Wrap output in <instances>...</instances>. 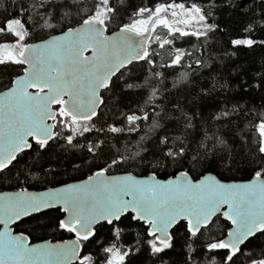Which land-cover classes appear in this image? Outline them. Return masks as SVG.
Returning <instances> with one entry per match:
<instances>
[{"label":"snow or ice","instance_id":"obj_1","mask_svg":"<svg viewBox=\"0 0 264 264\" xmlns=\"http://www.w3.org/2000/svg\"><path fill=\"white\" fill-rule=\"evenodd\" d=\"M0 264H264V0H0Z\"/></svg>","mask_w":264,"mask_h":264},{"label":"trees","instance_id":"obj_2","mask_svg":"<svg viewBox=\"0 0 264 264\" xmlns=\"http://www.w3.org/2000/svg\"><path fill=\"white\" fill-rule=\"evenodd\" d=\"M217 71H220L221 74L223 75H227L228 74V70H227V67L225 69H220L219 65H215L213 66V68L211 70L209 69H205L204 70V76L202 77H195L194 79L196 80V82L198 84H205L207 83L209 86H210V80H207L206 77H208L209 75H215L217 73ZM173 76H174V73L173 74H170L168 76V86L171 87V81L173 79ZM218 101L217 100H210V101H207L205 103V105H202L204 107V111H205V115L208 114L209 111L211 110H214V105L217 103ZM194 111L196 109H193ZM169 171H172V169H169ZM136 174L137 175H142L143 174V170H140V169H137L136 170ZM193 175H196V173H193ZM227 175H231V176H234V178L237 180V181H242V178L243 177H246L247 176V173L242 171V172H239V173H229ZM159 178H167V175L165 173H160L159 174ZM36 242H39V241H36Z\"/></svg>","mask_w":264,"mask_h":264},{"label":"water","instance_id":"obj_3","mask_svg":"<svg viewBox=\"0 0 264 264\" xmlns=\"http://www.w3.org/2000/svg\"><path fill=\"white\" fill-rule=\"evenodd\" d=\"M242 182V181H241Z\"/></svg>","mask_w":264,"mask_h":264}]
</instances>
